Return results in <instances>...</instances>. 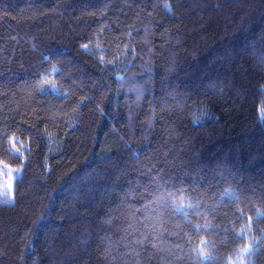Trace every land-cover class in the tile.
Listing matches in <instances>:
<instances>
[{
  "label": "trees",
  "instance_id": "obj_1",
  "mask_svg": "<svg viewBox=\"0 0 264 264\" xmlns=\"http://www.w3.org/2000/svg\"><path fill=\"white\" fill-rule=\"evenodd\" d=\"M3 169L0 264H264V0H0Z\"/></svg>",
  "mask_w": 264,
  "mask_h": 264
},
{
  "label": "rangeland",
  "instance_id": "obj_2",
  "mask_svg": "<svg viewBox=\"0 0 264 264\" xmlns=\"http://www.w3.org/2000/svg\"><path fill=\"white\" fill-rule=\"evenodd\" d=\"M3 170H5V172ZM3 170H1V171H3L2 173L6 174V177L4 178L5 182H3L1 175H0V182H1L0 187H1V192L6 194V196H7V195L11 194L12 185L10 183L11 177H9V176H11L13 174L7 169H3Z\"/></svg>",
  "mask_w": 264,
  "mask_h": 264
}]
</instances>
